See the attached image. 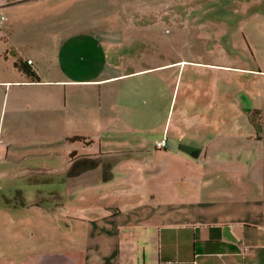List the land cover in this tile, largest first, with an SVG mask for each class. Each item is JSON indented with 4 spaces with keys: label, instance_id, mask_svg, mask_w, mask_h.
I'll return each instance as SVG.
<instances>
[{
    "label": "rangeland",
    "instance_id": "374dc122",
    "mask_svg": "<svg viewBox=\"0 0 264 264\" xmlns=\"http://www.w3.org/2000/svg\"><path fill=\"white\" fill-rule=\"evenodd\" d=\"M68 3L63 7L65 23L56 26L49 19L33 22L46 33L44 45L34 52L33 59L38 61L35 70L33 62L29 64L42 81L28 88L25 96L33 99L25 103L9 99L5 104L0 100V141L13 145L20 155L0 164V264H25L28 254L84 245L76 240L80 233L75 232L74 219L67 218L70 228L64 233L60 220L63 206L57 196L61 185L46 182L45 172L42 174L48 161L43 160L47 156L41 158L47 150L45 137L37 132L31 137L22 135L17 130L22 120L10 115L23 112L26 105L35 113L42 111L52 117H81L78 132L95 144L87 145L84 138L70 143L58 136L55 143L60 155L66 157L69 150L99 152V143L107 139L110 101L133 106L125 110L126 117L128 111L146 116L125 125L137 140L145 134L143 139L154 143L169 131L176 143L194 147L190 156L196 164L193 172H187L188 177H194L195 195L210 196L213 209L236 213L234 221L264 226V0ZM41 13L53 17L48 7L36 9L33 16L41 18ZM52 32L68 37L58 35L57 39ZM56 49L60 54L56 55ZM42 50L44 55L38 53ZM112 62L126 70L172 65L155 77L144 78L152 84L167 82L154 97L128 87L118 89L110 98L108 85L89 81L115 75ZM56 122L35 121L51 128ZM150 131L155 132L149 135ZM135 156L136 160L169 161L172 166L178 160ZM65 162L60 158L54 165L63 169ZM146 201L151 200L145 197ZM6 210L17 216L10 218ZM45 210L51 215H44ZM72 212L69 207L65 211L74 215Z\"/></svg>",
    "mask_w": 264,
    "mask_h": 264
},
{
    "label": "crops",
    "instance_id": "0c3cea01",
    "mask_svg": "<svg viewBox=\"0 0 264 264\" xmlns=\"http://www.w3.org/2000/svg\"><path fill=\"white\" fill-rule=\"evenodd\" d=\"M17 1L8 3V0H0V100L3 104L9 99H21L23 103L33 99H27L25 94L35 83H42L40 76L36 73L40 79L36 82L17 67L19 63H25L31 70L28 62L32 61V69L35 70L38 63L33 59L34 52L44 45L46 33L35 28L33 22L42 20L43 23L49 19L56 26L65 23L63 7L71 0ZM47 7L53 17L45 18L43 13L41 18L33 16L36 9ZM54 35L59 39V34ZM59 37L66 39L68 36L64 33ZM43 52L38 53L44 55ZM55 52L56 55L60 54L59 49ZM105 57L109 59V56ZM111 64V72H116L115 75L89 81L108 85L110 98L118 89L123 91L128 87L133 92L142 94V90L154 97L167 82L160 80L152 84V81L147 82L144 78L150 75L155 77L163 71L162 68L172 65L126 70L123 65ZM178 84L176 82V87ZM17 87L21 91H12ZM118 103L109 102L111 114L107 117V139L105 143H99V152L69 150L68 157L60 155L56 137L63 136L70 143L76 138H84L87 145L95 144L93 139L83 137V133L78 132L81 117H52L42 111L35 113L27 105L23 112L10 113L12 118L22 120L17 129L21 130L22 135L31 137L37 132L45 137L47 150L41 158L47 156L43 160L48 161L41 170L42 174L45 172L46 182L61 185L57 196L59 204L63 206L60 220H63L64 233L70 228L67 218L74 219L77 222L75 232L80 233L76 240L84 243L49 254H28L25 264H264V226L234 221L236 213L213 209L210 207V196L198 197L194 194V177H188L187 172L189 169L193 172L196 164L190 156L194 147L180 141L176 143L177 139L170 137L169 131L163 133L161 138H155L154 143L144 140L145 134L137 140L127 127L131 120L138 117L145 120L146 116L128 111L126 117L125 110L133 106ZM148 117L152 119L154 114H148ZM43 120L57 122L53 124L54 128L35 123ZM120 121L121 125L118 123ZM154 132L150 131L149 135ZM161 140L168 142L166 149L156 147V142ZM137 153L140 157H174L178 159V165L153 159L136 160L134 157ZM10 156L20 155L13 145L0 141V164ZM59 157L66 161L63 169L55 166ZM145 197L151 201L143 202ZM223 198L227 199V196ZM68 207L74 215L65 213ZM6 211L10 212L7 215L12 219L17 216L13 210ZM44 215L50 216L51 212L45 210ZM15 226L18 228L17 224ZM10 227L13 229V224ZM51 229L56 231L57 228ZM2 230L0 226V233Z\"/></svg>",
    "mask_w": 264,
    "mask_h": 264
},
{
    "label": "trees",
    "instance_id": "16d2710c",
    "mask_svg": "<svg viewBox=\"0 0 264 264\" xmlns=\"http://www.w3.org/2000/svg\"><path fill=\"white\" fill-rule=\"evenodd\" d=\"M23 0H18L17 2H20ZM11 0H8V3H10ZM21 71L25 72L30 78H33L36 82H39V77L35 72H32L29 68H27V65L25 63H19L17 66ZM79 138H76L75 140H78ZM85 140V139H84Z\"/></svg>",
    "mask_w": 264,
    "mask_h": 264
},
{
    "label": "built area",
    "instance_id": "2783aa9c",
    "mask_svg": "<svg viewBox=\"0 0 264 264\" xmlns=\"http://www.w3.org/2000/svg\"><path fill=\"white\" fill-rule=\"evenodd\" d=\"M30 64V62H28ZM156 147L158 149H166L168 147V142L166 140H161L156 142Z\"/></svg>",
    "mask_w": 264,
    "mask_h": 264
}]
</instances>
